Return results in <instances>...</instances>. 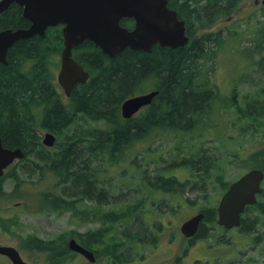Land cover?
Returning <instances> with one entry per match:
<instances>
[{"label":"trees","instance_id":"1","mask_svg":"<svg viewBox=\"0 0 264 264\" xmlns=\"http://www.w3.org/2000/svg\"><path fill=\"white\" fill-rule=\"evenodd\" d=\"M243 1L168 0L169 7L177 11L179 18L185 21L190 37L189 43L178 49L157 44L151 52L125 49L109 57L92 42L85 41L73 49V58L89 72L90 79L86 83L77 84L69 98L55 80V71L60 63L58 56H61L64 48L61 26L49 28L45 37L36 35L19 40L10 48L8 64L0 63V136L3 146L20 148L25 153L18 167L27 174L31 180L29 183L37 184L51 173L57 178V190H61L60 195L55 194L57 190L52 193L39 192V212L71 210L84 214L87 220L92 214L97 217L100 209L94 212L93 208L85 205V201L95 197L96 204L102 205L108 195L106 191L97 189L102 166L92 167V164L107 156L105 162L113 167L126 160L130 148L153 138H170L175 152L172 163L159 170L154 182L145 176L155 190L152 193L159 191L163 194V190L165 193L174 189L173 195L183 197L186 186L191 182V190H200L199 183L203 179L205 182L214 179L210 178L213 171L211 168L214 167L217 169L216 181L224 178L223 171L211 164V158L203 157V149L194 151L189 146L190 140L198 135L201 137L204 130H207V118L213 114L220 117L222 109L235 107L234 102L221 97L212 79L215 64L210 66L209 62L214 61L217 55L215 49H221L227 39L232 42L233 51L236 49L245 55L249 53V58L264 53V26L251 33L254 35L252 41L255 42L251 50L241 49L236 31H230L227 38H219L215 31L204 35L202 33L198 37L195 33L232 16ZM261 14L264 16V11ZM254 17L250 16L249 19ZM246 23L249 25L251 20ZM132 24L131 19L122 21V25L127 28ZM28 27L29 21L15 4L0 14V31ZM154 90L159 93L149 106L131 119L122 116L121 105L126 99ZM256 103H247L246 109L239 107L242 116L249 120L255 119L254 115L264 116V106L259 108ZM91 123L102 126L92 128ZM74 124L75 128L71 130ZM43 130L59 138L65 136L64 144L56 148V151H51L42 143ZM70 131L71 134L68 133ZM242 131L244 133L248 130L242 128ZM59 138L55 146L59 145ZM153 153L158 155L154 149ZM182 153L184 157L178 160ZM30 157L35 159L30 160ZM263 167L259 166L258 169L264 170ZM15 169L0 177V196H7L3 184L7 178L16 177L13 172ZM177 169L187 171L190 178L183 182L168 175ZM23 183L15 184L9 200L22 192ZM166 207L171 214H177L178 207ZM251 208L264 213V190L258 203ZM198 212H203L205 217L196 237L207 238L211 234V227L217 224V209L209 206ZM106 214H109L108 221L113 227L115 222L130 216V210L113 208ZM255 218H259V215ZM103 222L107 223L104 219ZM0 225L4 232L18 236L21 249L25 246L26 251L44 254L45 264H70L78 256L69 249V238H75L87 249H92L96 242L100 248L97 250L99 260L108 256L114 264H122L116 241L113 237L105 236V227L99 229L100 233L94 232V235H91V230L84 233L73 230L44 240L33 234L21 236L18 231L22 225L17 214L6 217L0 213ZM155 226L154 234L158 230ZM137 234L138 231L134 233L135 236ZM134 235L127 234L126 238L131 241ZM153 240L156 238L153 237Z\"/></svg>","mask_w":264,"mask_h":264},{"label":"rangeland","instance_id":"2","mask_svg":"<svg viewBox=\"0 0 264 264\" xmlns=\"http://www.w3.org/2000/svg\"><path fill=\"white\" fill-rule=\"evenodd\" d=\"M253 8L254 0H244L232 16L217 21L211 28L205 27L203 30H198L195 36L215 31L219 38H227L230 31H236L241 49H254L255 42L252 41L254 35L251 33L264 26V16L261 12L255 13ZM258 15L259 18H257ZM250 16L255 17L249 19ZM230 19L231 21H229ZM249 20L251 23L248 25L246 22ZM249 30L250 33H247ZM231 43L227 39L221 49H215L217 55L216 57L214 55V61L209 63L210 66L215 64L212 79L217 90L219 88L221 97L224 96V99L234 102L235 107L222 109L220 117L218 114H213L212 117L207 118V130H204L201 137L198 135L190 140L191 144L189 145L194 151L203 149V157H210L211 164H215L223 171V183L227 180L238 179L246 170L264 166V116L254 115L255 119L249 120L239 111V107L246 109L247 103L252 104L253 101H257L256 104L259 108L264 106V53L254 54V57L249 58V53V55H245L242 51L236 49L233 51ZM58 59L60 61V56ZM59 69L60 63L55 71L56 82ZM219 120L220 124H218ZM98 126L102 125L91 123L92 128ZM74 128L75 124L71 126V130ZM242 128L248 131L243 133ZM44 132L45 130L41 132L42 138ZM68 133L71 134V131ZM64 141L65 136L59 138L58 147L49 149L56 151V148L63 145ZM153 149L157 151L158 155L153 153ZM173 152H175L174 144L170 138H153V140L143 144L137 143L130 148L126 160L114 164L113 167L105 162L107 156L99 158V161L92 164V167L102 166V172L99 175L101 181L97 189L106 191L108 196L106 197L107 201L102 205L96 204L95 197L87 199L85 205L93 208L94 212L96 209H100L96 215L103 223L101 226L93 214L87 220L84 214L80 215L71 210L39 212V192L52 193L57 190V178L48 173V176L42 178L39 183L31 184L27 174L18 167L20 161H16L8 170L9 172L15 167L17 168L13 171L16 177L7 178L3 184L7 196H0V213L6 217L13 214L20 216L22 226L18 233L21 236L26 237L33 234L44 240L73 230L84 233L100 227L111 226L108 236L113 237L116 241L119 254L124 253L129 259H132L130 264H264V236L258 234L249 233L245 236L240 230L225 231L215 224L211 227L209 237L203 239L198 237L195 242L191 243L193 245L189 243L190 240H187V237L181 232L182 224L202 208L209 206L216 208L219 200L218 189L221 187L219 183L221 184L222 181L219 180V183L216 181L217 172L215 170L217 169L214 167L211 168L213 171L210 177L214 178V186L210 185L211 179L208 182L203 179L199 183L200 190H191L190 186L193 182L188 184L183 197L173 195L174 189L165 191L166 194L164 190L163 194H160L159 191L152 193L151 191L155 190L145 176L150 178V182H154L159 170L164 166L169 167L172 163ZM182 157H184L183 153L178 157V160ZM29 159L34 160L35 158L30 157ZM254 161L258 162L257 167ZM168 175L183 182L190 178V174L183 169L174 170ZM105 180L106 183H103ZM19 182H24L21 186L22 192L15 194L12 200H9L11 198L9 195L14 190L15 184ZM56 192L55 194L60 195L61 190L58 189ZM50 198L52 197L50 196ZM179 202L180 207H178ZM167 205L178 207L177 214H171ZM113 208L116 210L128 209L130 216L115 222L113 227L111 224L106 226L103 219L110 223V220L108 221L110 216L106 213ZM258 212L253 215H258ZM154 226L158 229L156 234L153 232ZM141 227L147 232L143 233L145 231ZM207 228L210 226L207 225ZM257 228L258 233L263 234L264 222ZM136 231L139 232L137 235L142 237L140 239L142 243L133 241L136 240L133 237L131 241L134 242V245H132L126 235H134ZM153 237L156 240H153ZM20 241L18 236L12 232H4L0 225V245L17 247L23 255L22 257L31 264L46 263L44 254L33 250L26 251L25 246L22 250ZM135 243L140 244L139 254L136 253ZM188 244L191 246L189 247ZM0 264H8L7 259L1 255ZM70 264L92 263H89L83 256H76L70 261ZM95 264L114 263L108 256H105Z\"/></svg>","mask_w":264,"mask_h":264},{"label":"water","instance_id":"3","mask_svg":"<svg viewBox=\"0 0 264 264\" xmlns=\"http://www.w3.org/2000/svg\"><path fill=\"white\" fill-rule=\"evenodd\" d=\"M13 3L23 7V17L31 25L0 31V63L8 64V51L17 41L36 35L45 37L49 28L63 25L64 48L57 82L67 97L78 83L90 79L89 72L73 58V49L85 41L94 43L109 57L125 49L151 52L157 44L178 49L190 41L185 21L168 6V0H0V14ZM123 19H132L134 26H122ZM158 93L154 90L126 99L121 105L122 116L131 119L149 106ZM56 142L57 136L52 132L43 136L42 143L46 147H54ZM24 158L25 153L20 148H5L0 136V177L16 160ZM263 180L264 172L253 169L235 182L220 201L217 223L228 229L240 226L246 206L255 205L257 196L262 193ZM204 216L200 212L186 220L181 226L183 235L194 236ZM68 247L88 262L96 261L94 252L75 238L69 240ZM0 255L8 257L12 264H30L14 246L0 245Z\"/></svg>","mask_w":264,"mask_h":264},{"label":"flooded vegetation","instance_id":"4","mask_svg":"<svg viewBox=\"0 0 264 264\" xmlns=\"http://www.w3.org/2000/svg\"><path fill=\"white\" fill-rule=\"evenodd\" d=\"M13 4H15L17 7H19L21 10H22V15H23V7H21V6H19L18 4H16V3H13ZM13 4H11V5H13ZM169 4V3H168ZM169 6V5H168ZM11 6H9L7 9H9ZM6 9V10H7ZM254 10H255V13L258 11V12H263L264 11V0H254V8H253ZM5 10V11H6ZM3 13V12H2ZM124 20V19H123ZM122 20V21H123ZM122 21H121V25H122ZM133 21V20H132ZM229 21H231V19L229 20ZM31 25V23L29 22V26ZM58 26H61L62 28H63V25H58ZM58 26H56V27H58ZM123 26V25H122ZM134 26V21H133V24L131 25V28ZM56 27H51V28H56ZM125 27V26H124ZM61 28V29H62ZM220 30H222V29H220ZM84 43V42H83ZM82 43V44H83ZM94 44V43H93ZM81 45V44H80ZM78 47V46H77ZM96 47V46H95ZM60 70V69H59ZM79 84V83H78ZM141 110H143V109H141ZM140 110V111H141ZM139 111V112H140ZM48 131L47 130H45V132H44V134L45 133H47ZM43 134V135H44ZM251 170H253V169H250V170H246L243 174H241L240 175V177H238V179H231L230 181H226V182H224L223 183V179L222 180H220V181H222V183L220 184L218 181V183H219V186H221V187H219V189H218V203H217V205H216V209H217V221H218V207H219V204H220V201H221V199H222V197L225 195V193H227V191L231 188V186L235 183V182H237L239 179H241L244 175H246L249 171H251ZM263 182H264V180H263ZM263 182H262V186H263ZM210 185L211 186H214V183H213V180L211 181V183H210ZM166 194V193H165ZM219 194H220V196H219ZM105 203V202H104ZM256 205V204H255ZM255 205H247L246 206V208H245V211L242 213V215H241V224H240V226H238V227H233V228H225L224 226H220V225H218L221 229H223V230H225V231H235V230H240L241 231V233L243 234V235H245L246 236V234H249V233H252V234H258L259 236H264V233L263 234H259L258 232L259 231H257L258 230V228H257V226H262V223L264 222V215L263 214H261V213H259L258 212V210H255L254 208H251V207H254ZM251 208V209H250ZM256 212H258L257 214L259 215V218H255V216L253 215L254 213H256ZM93 217H96V216H94V214H93ZM97 218V217H96ZM98 219V221H99V224H100V226L103 224L102 222H100V218H97ZM107 224H109L110 225V223H105V225L107 226ZM200 226H201V224H200ZM248 226H250L249 228H248ZM109 227V226H108ZM108 227H105L104 229H103V231H104V234H105V236L106 235H108V233H110V231H111V226L108 228ZM101 230V227L100 228H98V229H93V230H91L90 231V233H91V235H94V232L95 233H97V232H99L100 233V230ZM199 229H200V227H199ZM199 229H198V231H199ZM109 230V231H108ZM198 231H197V233H198ZM196 233V234H197ZM194 235V236H192V237H187V240H190V244L191 243H193V242H195V239H197L198 237H196L197 235ZM259 236H258V238H259ZM135 237V239L136 240H133V241H136V242H140V243H142V241H140V239H142V237L140 236V235H137V236H134ZM261 238V237H260ZM203 239V238H202ZM133 241H131L132 242V245H134V242ZM136 244V243H135ZM188 244V246L190 247L191 245H193V244ZM8 246H13V245H8ZM100 248H98L97 247V244H96V242H95V244L93 245V247H92V251L94 252V254H95V257H96V260H97V258H98V256H97V254H98V252H97V250H99ZM136 253L137 254H139L140 253V244L139 243H137L136 244ZM1 256H3V255H1ZM3 257H5L6 259H7V262H8V264L10 263V264H12V262H11V260L8 258V257H6V256H3ZM142 257V256H141ZM24 258V257H23ZM118 263H119V261H117ZM132 262V259L130 258H128L124 253L121 255L120 254V263H122V264H130ZM95 264V263H94Z\"/></svg>","mask_w":264,"mask_h":264},{"label":"bare ground","instance_id":"5","mask_svg":"<svg viewBox=\"0 0 264 264\" xmlns=\"http://www.w3.org/2000/svg\"><path fill=\"white\" fill-rule=\"evenodd\" d=\"M23 160V159H22Z\"/></svg>","mask_w":264,"mask_h":264}]
</instances>
